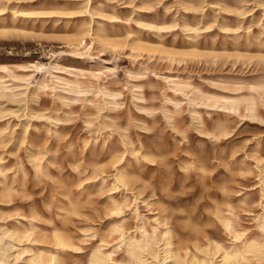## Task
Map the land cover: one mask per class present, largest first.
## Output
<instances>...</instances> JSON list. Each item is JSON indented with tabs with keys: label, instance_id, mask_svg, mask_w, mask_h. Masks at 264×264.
<instances>
[{
	"label": "rangeland",
	"instance_id": "obj_1",
	"mask_svg": "<svg viewBox=\"0 0 264 264\" xmlns=\"http://www.w3.org/2000/svg\"><path fill=\"white\" fill-rule=\"evenodd\" d=\"M6 243L264 264V0H0Z\"/></svg>",
	"mask_w": 264,
	"mask_h": 264
},
{
	"label": "bare ground",
	"instance_id": "obj_2",
	"mask_svg": "<svg viewBox=\"0 0 264 264\" xmlns=\"http://www.w3.org/2000/svg\"><path fill=\"white\" fill-rule=\"evenodd\" d=\"M121 179V178H120ZM123 180V179H122ZM119 182V181H118ZM121 183H122V181H120ZM123 182H124V180H123ZM226 228L228 229V230H230V226L228 225V224H226ZM232 230V229H231ZM145 233H146V231H144ZM148 234V233H147ZM146 234V235H147ZM148 238V237H147ZM154 238V237H153ZM134 241V240H133ZM136 244H140L141 242L140 241H137V240H135L134 241ZM6 248L5 247H1L0 249H1V251H2V262H7L6 260H7V257H6V255L10 252V251H12L13 250V248H14V245H10V244H7L6 243ZM149 245V244H148ZM146 246H147V243H146ZM139 247V246H138ZM148 247V246H147ZM142 248V251L143 252H145L146 253V251H147V249H145V248H143V247H141ZM113 255V254H112ZM112 255L110 254V255H108V256H106L105 255V257L107 258H109V262H104V261H100L98 258H95L94 259V261H93V263L94 264H120V263H118L116 260H115V258H112ZM169 258H165V260H168ZM224 260H226V261H228V260H230V258H229V255L228 254H226L225 255V257H224ZM53 261V260H52ZM107 261V260H106ZM146 262V261H145ZM46 263V262H45ZM52 263V262H51ZM50 263V264H51ZM46 264H49V262L48 263H46ZM53 264H57L56 263V261L53 263Z\"/></svg>",
	"mask_w": 264,
	"mask_h": 264
}]
</instances>
